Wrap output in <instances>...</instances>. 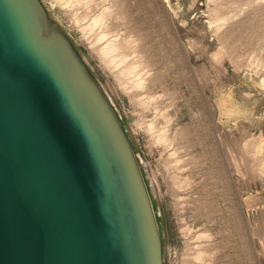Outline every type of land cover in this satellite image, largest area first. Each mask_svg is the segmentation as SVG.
I'll use <instances>...</instances> for the list:
<instances>
[{"label":"rangeland","instance_id":"obj_1","mask_svg":"<svg viewBox=\"0 0 264 264\" xmlns=\"http://www.w3.org/2000/svg\"><path fill=\"white\" fill-rule=\"evenodd\" d=\"M41 1L121 117L164 264H264V0Z\"/></svg>","mask_w":264,"mask_h":264},{"label":"water","instance_id":"obj_2","mask_svg":"<svg viewBox=\"0 0 264 264\" xmlns=\"http://www.w3.org/2000/svg\"><path fill=\"white\" fill-rule=\"evenodd\" d=\"M0 264H164L121 117L41 0H0Z\"/></svg>","mask_w":264,"mask_h":264},{"label":"bare ground","instance_id":"obj_3","mask_svg":"<svg viewBox=\"0 0 264 264\" xmlns=\"http://www.w3.org/2000/svg\"><path fill=\"white\" fill-rule=\"evenodd\" d=\"M99 21V19H97L96 20V22H98ZM105 37H103V39H104ZM116 46V45H115ZM115 46H113V44L112 45H108V46H106V47H104V49L102 50V55H104V56H108L109 54H110V52L112 53V51H114L116 48H115ZM117 47V46H116ZM141 84H142V81H141ZM142 89V88H141Z\"/></svg>","mask_w":264,"mask_h":264},{"label":"trees","instance_id":"obj_4","mask_svg":"<svg viewBox=\"0 0 264 264\" xmlns=\"http://www.w3.org/2000/svg\"><path fill=\"white\" fill-rule=\"evenodd\" d=\"M143 175H144V174H143ZM148 190H149V188H148ZM152 204H153V202H152ZM153 208H154V210H155V214H156V218H157V222H158V226H159V230H160L159 217H158V214H157L156 207H154V204H153Z\"/></svg>","mask_w":264,"mask_h":264}]
</instances>
